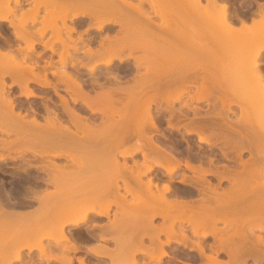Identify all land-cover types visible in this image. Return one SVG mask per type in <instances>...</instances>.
I'll return each instance as SVG.
<instances>
[{"label": "bare ground", "instance_id": "bare-ground-1", "mask_svg": "<svg viewBox=\"0 0 264 264\" xmlns=\"http://www.w3.org/2000/svg\"><path fill=\"white\" fill-rule=\"evenodd\" d=\"M206 1L0 0L1 193L24 197L0 204V264H34L24 250L74 264L81 236L113 241L89 248L110 264L264 260V3L239 25L228 1ZM163 112L226 163L198 145L193 164L189 138L182 162ZM51 239L72 243L53 253Z\"/></svg>", "mask_w": 264, "mask_h": 264}, {"label": "flooded vegetation", "instance_id": "flooded-vegetation-1", "mask_svg": "<svg viewBox=\"0 0 264 264\" xmlns=\"http://www.w3.org/2000/svg\"><path fill=\"white\" fill-rule=\"evenodd\" d=\"M204 1V0H203ZM228 1L230 3V9H229V18L234 21L235 23H238L239 25L241 24L242 20H252L253 18H257L259 12V4L260 3H264V1L262 2L261 0H251L252 3H250L249 5L247 4V1L250 0H225ZM207 1L205 0V3ZM7 35H11V29H9L7 32ZM51 35V34H50ZM50 35H47V37H49ZM1 37V36H0ZM0 41L4 42L5 39L3 37L0 38ZM40 47L38 45L37 50L38 51H42V49H40ZM58 50L61 49V47L58 45L57 46ZM50 52H48L46 54V56H49ZM57 55V59L55 58V56ZM45 57V56H44ZM55 62L59 61V56L58 54L54 55V59ZM63 89V88H61ZM52 94L54 95V92L52 91ZM55 96V95H54ZM159 127V126H158ZM167 125L163 126V127H159V130H166L167 129ZM181 151H178V153ZM141 156V155H140ZM142 159V157H141ZM210 160L209 157H207V162ZM227 160V159H226ZM183 173V172H182ZM5 181H9L8 176L3 175L1 172V167H0V204H7V206L12 209L14 208L15 210L18 209V207H20L22 205V200L24 197H22V195H16L14 193L12 194H3L2 192V184ZM24 205V204H23ZM28 210V209H27ZM52 240V239H51ZM97 240H99L100 242H102V240L97 237L93 240H88L85 237L81 236V237H77L76 239H74V243L76 244V246L78 247L77 250H72L69 252V256L73 257L74 259V264H79V259L82 258L86 261L87 264H110V262L104 260V258L97 256L95 254H93L89 248L91 246H95V245H102L105 243H100V242H96ZM148 241V239H146ZM54 241V240H53ZM65 241V240H64ZM63 241L60 242V244H57L55 241L54 243L50 242V240H44V243L47 245H50L51 248H49L48 250H51L53 253L54 249H58L61 252V248H59L60 246H70L72 241H66V243H62ZM105 242V241H103ZM47 250V251H48ZM25 251V250H24ZM28 251V250H27ZM37 251V252H35ZM35 252V253H34ZM22 255L25 257V259H31L33 260L34 264H47V260L46 258H48L49 254H44L41 255L40 252L38 250H34L33 252L29 253L27 252V254L24 255V252H22ZM193 256V255H192ZM45 258L43 261H40V259ZM108 258V257H107ZM139 264H143V262L145 261H150V259L148 257L145 258L143 256H139ZM109 259V258H108ZM224 259L227 260V258L224 256ZM264 264V260L263 259H258L257 262L254 258L250 257L247 260V264ZM14 264H23L22 262H16ZM28 264V263H27ZM51 264H59L56 261L52 260ZM152 264H156V262H152ZM164 264H201L200 259L191 257H181V258H165L164 259Z\"/></svg>", "mask_w": 264, "mask_h": 264}, {"label": "rangeland", "instance_id": "rangeland-1", "mask_svg": "<svg viewBox=\"0 0 264 264\" xmlns=\"http://www.w3.org/2000/svg\"><path fill=\"white\" fill-rule=\"evenodd\" d=\"M261 1L263 2L264 0H261ZM203 2H205V0H204ZM250 3H252L251 0H250V1H247V4H248V5H249ZM81 29L84 30L85 28H81ZM81 29H80V30H81ZM76 33H78V32L73 33V34H74V37H75V36L77 37L78 34H76ZM105 33H107V32L105 31V32H102L101 34H102V35H105ZM50 34H51V32L49 31L47 35H50ZM88 35H89V36H88ZM96 35H97V37H98L99 32H97V30L92 29V30L89 31V34L86 33V34L84 35V37H85V38H87V37H91V38H92V37H96ZM0 38H1V37H0ZM97 39H99V37H98ZM40 49H42V47H40ZM55 58L57 59V55L55 56ZM131 62H133V60L130 61V66L132 65ZM127 64H128V63H127ZM127 64H124L125 67L127 66ZM118 65H119V62H118V61H115V63L110 67L109 71H113V69H114V70H115V69L118 70ZM119 66H121V64H120ZM128 66H129V65H128ZM114 67H115V68H114ZM263 68H264V66H263ZM100 69H105V67H100ZM116 70H115L114 72H116ZM200 71H201V70H200ZM117 72H118V71H117ZM201 72H202V71H201ZM200 75H201V74H200ZM203 75H204V73H203ZM200 79H201V78H200ZM200 79H199V81H200ZM7 80H8V82L10 81L9 78H7ZM189 90H191V91H189L188 93H185V94H184L183 101L186 100V99H188V98H190V97L196 92L197 88L193 85V88L191 87ZM17 91H18V88L16 87V88L14 89V91L12 92L13 95H14V94L17 95ZM23 100H26V98L24 97ZM203 103L205 104L206 102H202V103L197 104V105H199V106H202V108H204V109H203L204 112H202L201 115H204L203 113L206 114V113L209 111V110H208L209 107H206L207 104L204 105V107H203ZM180 105H182V104H181V103H177V104H176L177 108H178V106H180ZM234 108H235V107H234ZM183 110H184L185 112H187V113L189 112L188 109H186L187 111H186L185 109H183ZM236 111H238V110L236 109ZM163 113H164V114H163ZM163 113L160 114L159 117H158V119L161 120V121H158V126H159V127H163V126L167 125V123H166V121H165V118H166V117L164 118L162 115L165 116V115L167 114L166 116L168 117V112H163ZM165 113H166V114H165ZM191 113H193V112L190 111L189 116H191V115L193 116V114H191ZM200 113H201V112H200ZM190 114H191V115H190ZM97 116H99V114H97ZM163 118H164V119H163ZM180 125H181V127H180L181 130L179 129L180 132L178 131V129L175 130V128L172 129V128L167 127V129H168L167 134H168L170 137H171V136H174L175 138H173L172 140H169V139H168L169 141H166L167 143H166V142H165V143H166L168 146H174V144H176V143L182 145V147L179 146V147L176 148V149H179V148L181 147V148L179 149V151H181V153L179 152V153H180L179 158H181L180 160H181L182 162H183V160H184V158H185V155H186V159H187V154H188V153H187V148H188V147H187L186 145L188 144L187 139L189 138L190 141H191V143H190V144H191V147H193V154H192V155H193V156H192V163H193V164H195V163L199 164V163H200L198 160H199L201 157L198 156V159H197V155H198L197 152H198L199 148H200V150H201L202 152H204V153H206L207 150L209 149V150L211 151V152H210V151L208 150V151L210 152V156L212 155L213 152H214V153L216 152L215 154L218 156V158H216L217 160L214 159V162H215V163L218 161L219 156H220V160H221L222 162H225V163H226L227 160H226L225 157L222 159L223 155L221 154V150L218 149L219 147H217V148H216V146H215V147H212V149L215 150V151H213L211 148H209L210 145L208 146L207 143L199 142V140H198V136H196V135L187 136V137H186L187 139L185 140L187 143H186L185 141L183 142V139H182V137H180V136H183V133L185 132V128L182 126L183 124H180ZM159 127H158V128H159ZM152 130L154 131V129H152ZM169 130H170V131L172 130L171 133H170ZM154 133H155V132H154ZM155 137L157 138V140L162 141V138L159 137L158 135H156ZM178 137H180V139H179ZM171 138H172V137H171ZM160 139H161V140H160ZM178 139H179V140H178ZM181 139H182V142H181ZM189 139H188V140H189ZM177 141H180V142H177ZM190 141H189V142H190ZM171 142H172V144H173V143H174V144L172 145ZM192 142H193V143H192ZM182 143L185 144V145H183ZM170 144H171V145H170ZM192 145H193V146H192ZM198 145H200L202 148L199 146V148L196 149L195 146H198ZM183 146H184V147H183ZM185 146H186L187 148H185ZM191 147L188 148V149H192ZM194 147H195L196 150L194 149ZM214 148H215V149H214ZM184 149H185V151L183 152L182 150H184ZM203 149H204V150H203ZM206 149H207V150H206ZM205 150H206V151H205ZM209 152H207V153H209ZM219 152H220L221 155L219 154ZM182 153H183V154H182ZM184 153H186V154L184 155ZM204 153H202V155H203L202 158L205 157V154H204ZM207 153H206V154H207ZM181 154H182V155H181ZM235 155H236V154L234 153L233 156H232V155H231V156H232L233 158H235V160H238L239 157L237 156V159H236ZM181 156H182V157L184 156V157H183V160H182V157H181ZM195 156H196V157H195ZM207 156L210 157L209 154H207ZM243 157H244V159H248V158H249V153H248V152H245L244 155H243ZM262 157H263V164H262V166H263V170H264V151L262 152ZM137 158H138V159H141V156L138 155ZM233 158H232V161H231V160H228L227 163L230 164V163H233V161L235 162V160H234ZM195 160H196V162H195ZM201 160H204V158L201 159ZM201 160H200V161H201ZM206 160H207V158H206L204 161H202V162H205V163H206ZM184 161H185V160H184ZM230 161H231V162H230ZM198 162H199V163H198ZM208 162H209V161H208ZM222 162H221V163L219 162V163L222 164ZM217 163H218V162H217ZM203 164H204V163H203ZM223 164H224V163H223ZM233 164H234V163H233ZM183 168H184V169H183ZM186 169H187V168H186ZM186 169H185V167L182 166V170H181V169L178 170V171L176 172V175H179V174L181 175V173H182L183 171H185ZM186 173H188V174L190 173V175L193 174V172L190 171L189 169H187ZM9 178H10V177H8V179H9ZM211 178H212V177L210 176V179H211ZM9 180H11V178H10ZM214 182H215V180H214ZM180 187H182V186H180ZM178 188H179V186H178V187H175V189H178ZM179 189L182 190V188H179ZM22 197H23V196H22ZM34 208H35V206L32 207V209H34ZM114 210H115V207H114L113 210H112V213H111V214H112V215H111V219L114 218V215H113ZM107 221H108V219H106V218H104V219L102 220L103 223H105V222H107ZM93 222H94V220H91V221L89 222L88 225L92 224ZM160 222H161V218H157V219H156V223H160ZM84 226H86V225H84ZM209 240H210V239H209ZM50 242L54 243L53 240H50ZM96 242H100V241L97 240ZM62 243H66V244H67L66 241H63ZM100 243H105L110 249H111V248L113 249V247L115 246V244H114L113 241H105V242L102 241V242H100ZM23 252H24V255H25V254H27L28 251L25 250V251H23ZM35 252H37V251H35ZM35 252H34V253H35ZM54 252H55V253H60V251H59L58 249H54ZM140 257H141V256H140ZM104 260L110 262V259H108V258H104Z\"/></svg>", "mask_w": 264, "mask_h": 264}]
</instances>
